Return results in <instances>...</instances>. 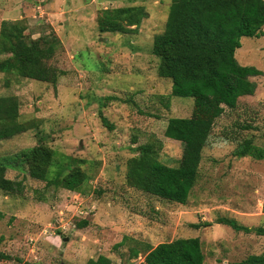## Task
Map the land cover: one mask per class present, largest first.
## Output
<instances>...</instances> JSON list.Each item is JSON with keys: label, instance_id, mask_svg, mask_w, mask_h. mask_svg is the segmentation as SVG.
<instances>
[{"label": "rangeland", "instance_id": "rangeland-1", "mask_svg": "<svg viewBox=\"0 0 264 264\" xmlns=\"http://www.w3.org/2000/svg\"><path fill=\"white\" fill-rule=\"evenodd\" d=\"M170 5L171 0H0V30L4 21H18L34 39L57 35L61 45L50 65L64 73L56 87L0 73V97L16 96L21 120L35 127L0 143L4 177L25 186L22 196L0 191V264H87L99 257L109 264H143L148 247L187 238L201 240L204 264H242L250 255H264V236L217 224L231 219L264 228V217L229 212L251 206L259 214L264 195V36L241 40L236 61L263 75L251 78L257 85L253 96L217 120L187 205L126 183L132 149L144 144L154 147L163 164L179 166L183 145L166 138L165 129L170 119L194 112V99L171 97L172 81L158 76L160 59L152 52ZM121 7H144L148 18L136 32L102 33V11ZM102 114L113 129L104 126ZM39 144L57 153L59 167L87 173V194L28 176L21 155ZM204 220L217 225L192 226L209 223ZM83 222L89 225L79 228Z\"/></svg>", "mask_w": 264, "mask_h": 264}, {"label": "trees", "instance_id": "trees-1", "mask_svg": "<svg viewBox=\"0 0 264 264\" xmlns=\"http://www.w3.org/2000/svg\"><path fill=\"white\" fill-rule=\"evenodd\" d=\"M147 18L144 7L105 9L98 25L102 33L128 34L136 32ZM26 31L22 22L2 23L0 55L4 58L0 59V73L56 87L64 73L50 62L57 56L60 39L54 33L34 39ZM262 36L264 0H171L165 30L155 36L152 52L160 59L158 76L172 81L171 97L194 99V112L190 118L170 119L165 129L166 138L183 145L179 166L163 164L150 144L133 148L134 155L127 162L129 187L170 203L187 205L198 184L202 154L209 146L217 120L226 110L237 109L241 98L256 93L257 85L251 78L263 72L240 65L236 52L242 47L243 38ZM101 119L105 127L113 129L103 114ZM34 128V124L21 120L16 96L0 97V143ZM57 156L44 144L21 155L31 179L48 187L87 194L90 178L87 173L80 168L67 171L59 167ZM6 171V167L0 166V191L22 196L25 186L4 177ZM3 217L0 211V220ZM217 224L228 225L236 232L264 236V228L245 227L235 220L220 219ZM88 225L83 222L79 228ZM192 226L198 229L211 224ZM202 251L198 238L176 239L148 247L143 264H204L206 257ZM139 255V251H133L134 257ZM87 264H109V261L99 257ZM242 264H264V255H250Z\"/></svg>", "mask_w": 264, "mask_h": 264}, {"label": "crops", "instance_id": "crops-1", "mask_svg": "<svg viewBox=\"0 0 264 264\" xmlns=\"http://www.w3.org/2000/svg\"><path fill=\"white\" fill-rule=\"evenodd\" d=\"M263 201H264V195H263V200H260V207H259V210H260V213L259 214H254L251 212L252 211V207H248L246 208L245 210L240 208L239 209H236L234 210L233 209H230L229 212H231L234 216H237V217H242V218H263L264 217V213H263ZM206 221V220H204ZM206 222H209V223H213L209 220H207ZM213 225H217V224H214ZM156 247V246H155Z\"/></svg>", "mask_w": 264, "mask_h": 264}]
</instances>
